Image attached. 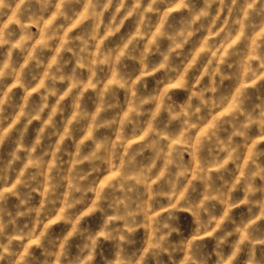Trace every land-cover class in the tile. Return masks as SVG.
Here are the masks:
<instances>
[{
	"label": "clouds",
	"instance_id": "clouds-1",
	"mask_svg": "<svg viewBox=\"0 0 264 264\" xmlns=\"http://www.w3.org/2000/svg\"><path fill=\"white\" fill-rule=\"evenodd\" d=\"M0 264H264V0H0Z\"/></svg>",
	"mask_w": 264,
	"mask_h": 264
}]
</instances>
